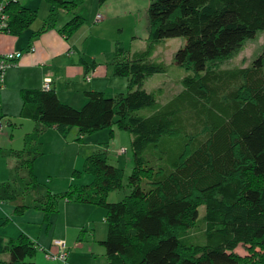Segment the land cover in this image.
I'll return each mask as SVG.
<instances>
[{"label":"trees","instance_id":"obj_1","mask_svg":"<svg viewBox=\"0 0 264 264\" xmlns=\"http://www.w3.org/2000/svg\"><path fill=\"white\" fill-rule=\"evenodd\" d=\"M0 1L8 34L19 36L37 18L20 0ZM43 1L49 13L31 38L54 28L60 11L70 14L88 0ZM146 18L144 48L115 52L113 74L126 80L123 92L87 91L85 104L74 108L60 102L54 90L20 91V117L38 128L24 137L21 150L10 151L16 160L12 171H26L22 191L36 196L34 162L42 154L44 130L54 127L66 135L76 128L78 142L101 131L111 140L114 128L126 131L133 166L125 186L124 171L108 162L103 143V150L85 159L82 171L90 184H72L60 195L49 190L34 200L45 221L55 211L56 197L102 208L104 264H250L234 252L239 245L262 250L256 264H264V44L248 67H220L264 31V0H149ZM84 23L74 15L58 32L68 39ZM172 38L185 40L172 63L187 74L175 82L177 93L161 102L162 88L146 92L142 85L167 73L161 60L153 59L159 44ZM124 187L128 194L121 201H106L108 193ZM25 194L12 183L0 184V200L17 212L27 208ZM200 207L204 231L195 241L189 232L197 227ZM40 248L21 234L3 248L8 260L0 264H34Z\"/></svg>","mask_w":264,"mask_h":264},{"label":"crops","instance_id":"obj_2","mask_svg":"<svg viewBox=\"0 0 264 264\" xmlns=\"http://www.w3.org/2000/svg\"><path fill=\"white\" fill-rule=\"evenodd\" d=\"M147 3L148 0H106L101 5L102 7L100 6V10L102 12L108 10L109 7L106 8L109 4L112 8L107 12L112 17H117L122 11L128 10L130 13L135 14L141 9H145L146 13ZM19 4L30 10H35L37 17L39 16V9L42 8V13L46 12L35 27H33V23L19 36L0 33V56L11 52L21 53L15 65L5 73L4 88L0 91V118L4 120L7 126L0 133V158H13L8 161L1 174L5 173L6 167L8 171L11 170L12 172L16 164L15 158L10 154L16 143L11 128L15 123L14 121L16 119L22 120L21 125L23 126H26L28 122H34L31 119L20 117L22 108L21 90H42L44 79L48 78L51 81L49 90L55 91L60 102L78 108L80 105L85 104L84 93L87 91H99L113 96L118 92H123L126 88V80L119 82L113 74L112 62L116 50H125L116 45L112 36L105 35L101 38L105 47L104 54L96 53L94 55L89 52L91 41L97 40L95 39L96 34H100L107 27V20L103 16L102 22H96L95 19L89 24L85 22L70 38L66 39L58 30L69 21L71 16L64 11H60L54 28L31 38V35L39 30L48 16L49 7L43 0H20ZM60 14L64 15L61 17ZM31 48H33V51L30 50ZM88 75H90L89 80H86ZM36 125L35 123L30 125V130L26 132L21 126L22 144L19 149L15 150H21L24 147V137L32 133L37 128ZM47 132L52 135V145L49 146H52L53 149L60 147L59 151H62L69 144L74 145L73 141H68L67 134H60L54 127L48 128L45 134H48ZM71 132L72 129L67 132L68 135ZM89 137L91 136H82V141L84 142ZM51 140H48V142ZM93 144L96 145L97 142ZM77 148L80 150L79 145H77ZM41 149V153H43V151L49 150V147L46 148V144L42 143ZM78 160L79 158L76 162ZM47 182L50 183L51 181L47 180ZM25 184V182L22 183L24 187L22 189H25ZM30 195L31 204L24 203L27 208L18 212L10 202L0 200V259L4 261L8 260V254L2 251L3 248L11 239H15L21 234L33 241L36 248L41 247L48 250L51 248L53 239H63L68 247L67 241L70 240V237L73 238L78 230L92 229L88 220L87 222H77L80 220H77L76 216L73 217V215H79L78 211L92 213L97 206L88 203L73 205V202L60 200L57 201L55 211L51 214L50 219L45 221L42 211L36 208L39 206L38 202H34L35 199L40 198L37 194L36 196ZM26 197H28V194H25V200ZM104 260L105 258L102 261L103 264L105 263ZM31 261L34 264L60 263L46 259L44 253L37 249Z\"/></svg>","mask_w":264,"mask_h":264},{"label":"rangeland","instance_id":"obj_3","mask_svg":"<svg viewBox=\"0 0 264 264\" xmlns=\"http://www.w3.org/2000/svg\"><path fill=\"white\" fill-rule=\"evenodd\" d=\"M148 5L149 0L146 8L148 7ZM100 6L101 5L98 4L97 0H88L81 4L78 8H76L72 12L73 14H69L71 17L74 15L82 17L88 24L89 22L91 23V21H94L96 14L103 16L107 20V27L104 29V31L102 30L100 34H96L95 39L97 40H95L94 42L91 41L89 52L94 55L96 53L104 54L105 47L101 38L105 35L112 36L114 38L113 41H115L116 45L120 46V48L124 49L125 51H135L144 48L146 43L145 37L147 33V18L145 9H141V11H138L135 14L130 13L129 10L122 11L117 17H112L107 12L110 8H112L111 5L109 6L108 4L106 9H108V7L109 9L106 11L104 10V12L100 10ZM39 10V16L36 18L33 27H35L40 22L42 16L46 12L44 11L42 13V8ZM63 15L64 14H62L61 17ZM184 43L185 40L183 38L163 40L157 47L156 56L153 61H157L158 59L161 60V62L167 67V73L153 75L150 78L146 79L142 85L143 89H145L146 92H153L158 88H162L163 94L160 98H158L161 102H165L168 98L177 93L178 84H176L175 82H177L181 73L187 74L185 73V70L177 68V66L172 63L175 52L180 47H182ZM263 44L264 31L257 32L253 39L247 40L245 42L244 47L233 59L223 62L222 64H220V67L223 69L233 67H248L253 59H255L260 54ZM89 76L90 75H88L87 77ZM117 81L124 82L125 79L117 78ZM105 95L107 96V93H105ZM82 106L83 104L78 108H81ZM14 122L11 128L13 129V139H15L16 142L12 148L15 150L19 149L22 144V128L26 132L30 130V125H33L34 122H28L26 126L21 125L23 121L20 119H16ZM5 127L7 128L6 123L4 122V129ZM35 127L38 128V125H36ZM71 129L72 132L69 135L67 133V138L68 141H73L74 145L69 144L68 146H66L65 150L62 151H59L60 147H57V149H53L52 146H49L52 145V135L48 132V134H45V131L47 129L40 134L39 143H41V145L42 143L46 144V148L49 147V150L43 151V153L38 156L34 162V174L38 184H40L36 191L37 196L41 198L42 196L47 195L46 192L49 190L53 194L60 195L67 191L69 186L72 184H90L92 180L90 175H88L87 173L84 174V172L82 171L84 168L85 159L95 151L103 150V143H107V147L105 148V150L107 152L108 162L116 167L121 168L124 171L123 184L125 186L126 177L133 166L130 134L126 131H118L114 128V137L111 140H109L108 131H101L91 135V137L87 138L84 142H78L74 139L79 136L77 129ZM48 140L51 141L48 142ZM94 142H97V144L94 145ZM77 145H79L80 150L77 148ZM77 158H79V160L76 162ZM10 159L13 158H0V182L12 183V187L14 188V190H17L18 194H25L24 191H22V183L28 181V175L25 170L20 171L19 174H15L13 172L14 170L12 172L11 170L8 171L6 167L5 173L1 174L3 172V168L7 165ZM75 171L79 174L75 173L73 178V173ZM47 180H50L51 182L48 183ZM260 184V186H263L262 183ZM127 194L128 189L124 187L108 193L106 196V201L109 203L119 202ZM56 199L57 201L64 200L61 197H56ZM24 202L25 204H31L30 194H28L26 200L24 199ZM73 205L78 204L74 203ZM78 214L79 215H73V217L76 216L77 220H80L77 222H87L88 220L92 229L89 230L86 228L84 231H81L80 229L76 232L73 238L70 237V240L67 241V264H103L102 261L105 258L103 254L104 249L99 244V242L105 239L107 233L105 211L100 207H96V210H94L92 213H82V211H78ZM204 215L205 208L200 207L198 209L199 221L197 223V227L193 228L189 232V235L193 237L195 241H199L200 237H202L204 226L201 222V219ZM234 252L241 258L247 260L250 264L259 263V257L262 255V250H260L259 248L243 245H239Z\"/></svg>","mask_w":264,"mask_h":264},{"label":"built area","instance_id":"obj_4","mask_svg":"<svg viewBox=\"0 0 264 264\" xmlns=\"http://www.w3.org/2000/svg\"><path fill=\"white\" fill-rule=\"evenodd\" d=\"M14 2L18 0H12ZM5 2L0 1V33H6L5 29L7 28V14L4 10ZM96 22H102L103 17L100 15H96L95 17ZM33 51V48L30 49ZM21 56V53L19 52H11L6 53L0 56V91L4 88V77L5 73L8 69L13 67L15 65V62L18 60V58ZM86 80H89V77L86 78ZM50 79L46 78L44 79L42 90L48 91L50 89ZM2 122L0 121V132L2 131ZM124 152V151H122ZM42 252H44V256L46 259L53 261V262H60L62 264H66L67 257H68V251L67 246L64 240L61 239H53L51 243V248L48 250H45L43 248H40Z\"/></svg>","mask_w":264,"mask_h":264}]
</instances>
